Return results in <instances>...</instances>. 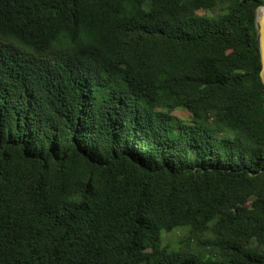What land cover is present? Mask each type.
Listing matches in <instances>:
<instances>
[{
    "label": "trees",
    "instance_id": "16d2710c",
    "mask_svg": "<svg viewBox=\"0 0 264 264\" xmlns=\"http://www.w3.org/2000/svg\"><path fill=\"white\" fill-rule=\"evenodd\" d=\"M263 4L0 0V264H264Z\"/></svg>",
    "mask_w": 264,
    "mask_h": 264
},
{
    "label": "rangeland",
    "instance_id": "374dc122",
    "mask_svg": "<svg viewBox=\"0 0 264 264\" xmlns=\"http://www.w3.org/2000/svg\"><path fill=\"white\" fill-rule=\"evenodd\" d=\"M262 11L260 12V15H262ZM173 114L182 119V120H185L187 121L188 120V117H187V114L185 111H183L182 109H176ZM180 233L181 231L180 230H173L169 233H166V232H162L161 233V241H160V246L161 247H166L168 251H178L180 249V244H179V238H180ZM186 232L184 231L183 234H185ZM204 238L205 239H211V236L206 234L204 235ZM203 249L199 248V247H196L194 245H192L189 249V251L192 253V254H198V253H203L205 254V247H202Z\"/></svg>",
    "mask_w": 264,
    "mask_h": 264
},
{
    "label": "water",
    "instance_id": "95a60500",
    "mask_svg": "<svg viewBox=\"0 0 264 264\" xmlns=\"http://www.w3.org/2000/svg\"><path fill=\"white\" fill-rule=\"evenodd\" d=\"M261 8H264V4L257 7L255 10V26L261 62V70L259 76L264 88V14L260 15Z\"/></svg>",
    "mask_w": 264,
    "mask_h": 264
},
{
    "label": "bare ground",
    "instance_id": "6f19581e",
    "mask_svg": "<svg viewBox=\"0 0 264 264\" xmlns=\"http://www.w3.org/2000/svg\"><path fill=\"white\" fill-rule=\"evenodd\" d=\"M261 11H262V13L264 14V8H261V9H260V12H261Z\"/></svg>",
    "mask_w": 264,
    "mask_h": 264
}]
</instances>
